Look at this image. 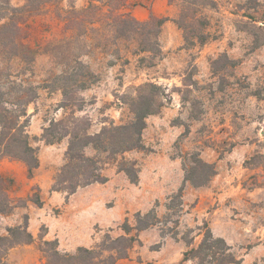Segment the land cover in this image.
<instances>
[{"label": "rangeland", "instance_id": "1", "mask_svg": "<svg viewBox=\"0 0 264 264\" xmlns=\"http://www.w3.org/2000/svg\"><path fill=\"white\" fill-rule=\"evenodd\" d=\"M92 1L0 0V26L8 23L0 28V41L15 34L16 21L22 44L0 47V73H23L40 87L23 118L29 121L38 168L29 178L23 162L0 160V176L11 182L12 204L10 213L0 214V236L27 226L33 237L30 244L9 249L6 264H46L39 246L53 240L62 253L104 249L100 258L111 261V256L114 264H264V45L253 49L246 17H260L264 0L200 2L211 39L203 46L191 45V39L185 43L182 30L169 20L158 37L161 56L143 64L138 59L148 54L134 55L136 41L116 40L108 21L76 22L74 14ZM165 2L128 0L122 11L139 21L150 13L177 18L183 3ZM13 11L18 13L9 20ZM92 16L87 10L78 17ZM16 53L31 64L13 58ZM77 59L97 75V83L67 97L44 88ZM147 84L158 90L157 111L145 119L141 136L145 149L109 154L88 146L84 154L98 162L108 181L73 194L53 191L69 138L51 124L62 120L66 128L91 135L110 124H128L134 119L133 101ZM65 99L69 105L63 108ZM46 128L60 140L47 143ZM196 160L214 169L204 185L185 181ZM123 161L135 164L136 184L120 170ZM138 214L142 225H152L139 229ZM207 232L212 247L200 250Z\"/></svg>", "mask_w": 264, "mask_h": 264}, {"label": "trees", "instance_id": "2", "mask_svg": "<svg viewBox=\"0 0 264 264\" xmlns=\"http://www.w3.org/2000/svg\"><path fill=\"white\" fill-rule=\"evenodd\" d=\"M26 1L29 4L36 2L41 5L56 0ZM94 1L99 2L102 7H107L106 12H102L100 10L101 6L94 4ZM179 1L183 5L178 17L173 20L150 13L147 20L139 21L129 11H122L128 5V0H93L86 9L76 12L74 15L77 23L85 21L88 24H94L104 20L108 21L106 25L113 28V35L116 40L121 38L134 39L137 43L134 55L139 53L148 54V56L138 59L139 63L143 64L146 60L151 61L161 56L162 52L159 47L158 37L163 25L169 20L175 23L178 29L182 30L185 43H188L191 39V45L198 44L203 46L211 39V34L207 31L209 21L200 14L199 7L204 6L205 2H207V5H211L213 2L211 0ZM167 2L172 4L174 0H167ZM87 10H92V18L78 17ZM17 13V11H13L12 18H9V20L14 19V14ZM246 17L251 26L252 47L257 49L264 45V11L260 17H256L253 14H247ZM7 24H3L0 28H5ZM12 24L15 34L6 41H0V47L6 48L11 45L12 48H19L22 45L19 41V22L15 21ZM12 57L31 64V60L29 62L22 54L16 53ZM150 61L147 64L153 66L154 63ZM71 62V64H66L67 68L60 74L52 76L50 82H45L44 88L60 90L63 96L67 97L70 93L86 90L98 82L97 75L87 65L81 63L78 59ZM23 75L25 74L0 73V160L9 158L23 162L27 167L28 177L32 178L39 162L35 149L29 143V136L26 130L29 121L27 119L23 120V118L27 116V106L38 97L40 87ZM148 88L149 90H147ZM156 90L158 89L153 84L141 87L136 100L133 101V104H135L133 108L134 119L125 125L114 126L110 124L97 134L91 135L85 130L83 132L71 130L65 127L62 120L57 125L55 122L52 123L51 127L59 128L62 131L63 134L61 136L69 138L66 162L55 177L52 190H63L73 194L80 187H86L94 183L104 184L108 181L101 174L98 162L84 154V149L88 146H92L96 151L109 154L124 153L133 149L144 150L145 146L142 144L141 136L146 127L145 119L157 111L153 108L156 103L154 98ZM68 105L69 103L65 99L63 108ZM161 106L162 104L157 106L158 110ZM49 129L46 128L44 130L43 139L50 144L60 140V138H52L53 132H50ZM120 170L125 172L131 183L136 184L138 182V171L134 163L123 161ZM186 171L185 181H192L195 185H204L214 173L211 165L200 160H196V166ZM10 183V181L8 182V180L0 176V214H8L12 209L8 195ZM181 192L182 188L179 190L178 196H181ZM150 214L151 212L144 215V217L148 218ZM141 218L142 216L138 214L137 221L139 225L142 223ZM150 225H152L151 222L141 224L139 229H145ZM123 228L126 233H129L130 228L126 224ZM7 233V236H0V264H6L7 252L14 245L30 244L33 241L32 235L27 231V226L8 228ZM210 239H212V235L207 232L200 250L211 249V243L208 242ZM214 241L217 244H224L222 240ZM39 250L46 264H114L115 262V259L111 258V256L109 257L111 261L100 258L104 249L98 251L79 247L73 254L62 253L58 249L57 240L43 241L41 246H39Z\"/></svg>", "mask_w": 264, "mask_h": 264}, {"label": "crops", "instance_id": "3", "mask_svg": "<svg viewBox=\"0 0 264 264\" xmlns=\"http://www.w3.org/2000/svg\"><path fill=\"white\" fill-rule=\"evenodd\" d=\"M158 4H159V5H165V6H166V2H165V0H158ZM155 13H156V12H155ZM134 15H135V14H134ZM135 16H136V15H135ZM146 16H147V14L145 13V11H141V12H140V17H141V18H139V19L144 20V19L146 18ZM165 26H166V24H165ZM165 26L163 25L162 28H164Z\"/></svg>", "mask_w": 264, "mask_h": 264}]
</instances>
